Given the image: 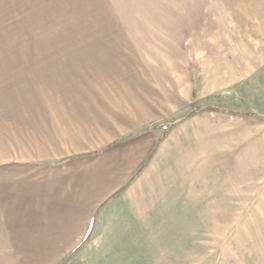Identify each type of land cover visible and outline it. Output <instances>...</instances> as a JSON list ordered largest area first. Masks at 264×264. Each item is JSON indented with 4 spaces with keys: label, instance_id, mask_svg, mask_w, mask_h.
<instances>
[{
    "label": "rangeland",
    "instance_id": "obj_1",
    "mask_svg": "<svg viewBox=\"0 0 264 264\" xmlns=\"http://www.w3.org/2000/svg\"><path fill=\"white\" fill-rule=\"evenodd\" d=\"M0 264H264V0H0Z\"/></svg>",
    "mask_w": 264,
    "mask_h": 264
},
{
    "label": "crops",
    "instance_id": "obj_2",
    "mask_svg": "<svg viewBox=\"0 0 264 264\" xmlns=\"http://www.w3.org/2000/svg\"><path fill=\"white\" fill-rule=\"evenodd\" d=\"M35 203L42 207V215L37 220L32 221L33 232H30L27 241H25L26 239L23 240L22 245L28 247L33 254L41 257L42 254L56 252L66 233L68 237L71 236L72 227L70 220L66 224L65 217L59 212L56 205L57 201L54 202V199L48 202L44 196Z\"/></svg>",
    "mask_w": 264,
    "mask_h": 264
},
{
    "label": "trees",
    "instance_id": "obj_3",
    "mask_svg": "<svg viewBox=\"0 0 264 264\" xmlns=\"http://www.w3.org/2000/svg\"><path fill=\"white\" fill-rule=\"evenodd\" d=\"M205 109H207V110L199 109V108H195V109H193L192 113H198V112H200V111H208V110H210V109H212V108H205ZM247 114H248V115H253V114H250V113H247ZM247 114H244V115H247Z\"/></svg>",
    "mask_w": 264,
    "mask_h": 264
}]
</instances>
